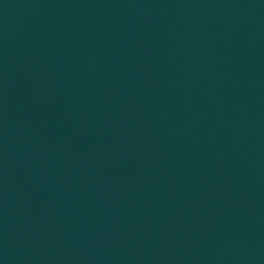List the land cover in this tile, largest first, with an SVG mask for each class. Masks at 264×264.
Instances as JSON below:
<instances>
[{
	"label": "water",
	"instance_id": "95a60500",
	"mask_svg": "<svg viewBox=\"0 0 264 264\" xmlns=\"http://www.w3.org/2000/svg\"><path fill=\"white\" fill-rule=\"evenodd\" d=\"M0 264H264V0H0Z\"/></svg>",
	"mask_w": 264,
	"mask_h": 264
}]
</instances>
